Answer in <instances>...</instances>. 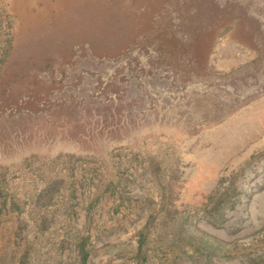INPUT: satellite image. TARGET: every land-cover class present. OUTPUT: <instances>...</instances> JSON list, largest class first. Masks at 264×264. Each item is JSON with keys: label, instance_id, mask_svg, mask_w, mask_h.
<instances>
[{"label": "rangeland", "instance_id": "obj_1", "mask_svg": "<svg viewBox=\"0 0 264 264\" xmlns=\"http://www.w3.org/2000/svg\"><path fill=\"white\" fill-rule=\"evenodd\" d=\"M0 264H264V0H0Z\"/></svg>", "mask_w": 264, "mask_h": 264}]
</instances>
